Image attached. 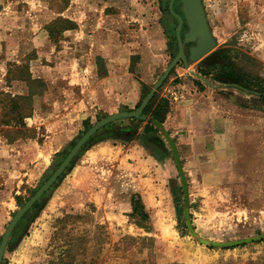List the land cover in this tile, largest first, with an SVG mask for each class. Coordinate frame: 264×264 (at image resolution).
Segmentation results:
<instances>
[{"label": "crops", "instance_id": "obj_1", "mask_svg": "<svg viewBox=\"0 0 264 264\" xmlns=\"http://www.w3.org/2000/svg\"><path fill=\"white\" fill-rule=\"evenodd\" d=\"M46 16L73 25L54 37L38 25L9 46L14 58L29 38L37 57L29 67L31 80L42 81L45 90L33 95V113L25 119L31 134L13 141L0 136V229L22 206L18 196L35 190L99 118L138 108L145 98L143 87H153L179 50L176 33L172 43L173 22L162 0H67ZM203 62H191L189 68L180 62L156 93L171 101L162 125L178 148L191 213L194 201L201 202L199 209L211 210L231 189L234 196L240 194L241 208L264 209V203L259 205L264 201V120L258 115L264 114L259 110L264 102L257 93L221 82V64ZM30 93L26 82L13 91ZM154 121L148 115L123 118L98 130L30 225L70 203L105 210L102 222L115 224L118 219L131 228L134 196H141L151 220L177 202L183 190L180 173ZM22 237L12 242L11 236L5 253L15 251Z\"/></svg>", "mask_w": 264, "mask_h": 264}, {"label": "rangeland", "instance_id": "obj_2", "mask_svg": "<svg viewBox=\"0 0 264 264\" xmlns=\"http://www.w3.org/2000/svg\"><path fill=\"white\" fill-rule=\"evenodd\" d=\"M177 1L181 10L182 1ZM169 2L162 0L165 9L169 8ZM66 3L67 0H0V91L12 94L25 83L16 81L20 72L24 70L23 73H26L27 67L24 66L30 67L32 61H37L29 38L23 40L22 49L11 58L13 54L9 46L12 40H16L20 33L32 32L38 25L45 28L51 26L52 29L60 27L61 21L54 18L49 20L51 17L46 15L49 10L57 12ZM203 3L217 40L214 50L225 52L229 60L238 66L260 70L264 76V0H203ZM171 18L173 23L170 24V35L174 43L178 20ZM244 54L256 59H249ZM195 68L198 71L204 70L199 66ZM1 98L3 102L9 103V98ZM260 102L264 100L260 99ZM4 115L5 111L0 110V119L8 120L10 116ZM258 115H262L264 120V114ZM10 130V127L0 124V136L7 141L10 136L5 135V132ZM49 176L50 173L46 178ZM41 182L40 185L44 180ZM231 190L222 193L221 199L214 206L216 209L201 210V202L198 204L194 201L191 220L199 237L209 241L229 242L264 234V209L241 208L240 194L237 192L234 196ZM22 194L23 203L32 195L28 190ZM61 200L56 198V201ZM262 203L264 201L259 202V205ZM53 209L55 211L45 212V215L29 226L15 251L5 253V264H49L50 260L57 259L59 251L66 249L70 242L79 237L82 238V244L76 254L77 262L82 264H130L133 261L138 264H264V238L232 247H216L206 245L194 237L184 216L183 190L177 202H170L169 206L161 209L157 218L151 220L152 223L145 221L151 230L139 227L135 223L137 219L132 220L134 226L131 225V228L118 219H114L115 224L104 223L105 210H95L90 206L76 207L66 203ZM66 214L74 216L66 219ZM8 223L1 225L0 242ZM125 236L156 239L142 242L143 248L139 251L137 244L141 242L136 245L131 243L125 249L127 243H122Z\"/></svg>", "mask_w": 264, "mask_h": 264}, {"label": "water", "instance_id": "obj_3", "mask_svg": "<svg viewBox=\"0 0 264 264\" xmlns=\"http://www.w3.org/2000/svg\"><path fill=\"white\" fill-rule=\"evenodd\" d=\"M182 1V14L176 12L174 8L175 0H170L169 9L173 16L178 19V26L176 28V36L178 41L179 50L174 58L171 60L167 68L163 71L161 76L158 78L153 87L149 90L140 106L135 110H121L117 113L108 114L101 117L95 124L88 128L87 131L82 133L80 138L77 140L75 145L71 147L67 155L62 159L61 163L56 169H51L49 171L50 176L44 179V183L30 196V198L22 204V206L15 212L11 221L9 222L7 229L0 242V264L6 262L5 252L8 247L10 238L20 220L29 212H33L34 206L36 203L40 202L45 195H48L55 188V185L60 181V178L68 171V168L71 166V163L78 152L83 148V146L88 142V140L101 128L107 124L123 119V118H147V115L144 114V110L150 101L154 98L157 91L169 77L173 69L180 63L183 62L187 68L190 67L191 62H196L201 59L204 60V63L207 64L209 58L212 59L211 65L220 63L221 53L218 50H214L217 45L216 37L213 34L212 29L210 28L206 9L203 3V0H181ZM186 22L188 30L185 33H182L183 25ZM186 43H194L189 48V54L185 50ZM191 73L206 83L214 86L205 78L202 74L194 72L191 70ZM154 123L161 128L163 135L166 140L169 142L175 157V161L180 173V178L183 186L184 194V216L186 219V224L190 233L198 238V240L209 246L216 247H232L243 243L254 242L259 239L264 238V234L255 237H249L244 239H239L229 242H218V241H209L198 236L192 220L190 212V193L187 177L182 166L181 158L178 152L177 145L173 140L172 136L165 130L162 123L155 120Z\"/></svg>", "mask_w": 264, "mask_h": 264}, {"label": "trees", "instance_id": "obj_4", "mask_svg": "<svg viewBox=\"0 0 264 264\" xmlns=\"http://www.w3.org/2000/svg\"><path fill=\"white\" fill-rule=\"evenodd\" d=\"M167 14L170 17H173L175 21H177V18H175L172 13L170 12L169 8L165 9ZM61 21L62 25L56 29H52V27H49V30L51 31V35L54 37L59 30L67 28L72 26L73 24L66 19H57V21ZM223 54V57L227 59L228 62L223 66V71H221V82L236 85L237 87H240L242 89L248 90L250 92L257 93L261 96V98L264 100V76L261 73L260 70H250L246 69L244 67L236 65L234 62L229 60L228 56L225 52L221 51ZM245 57L249 59H256L255 57L244 54ZM26 68V73L24 74V70L20 72V77L16 79V81H23L31 85V93L29 95H19V94H11L7 92L0 91V107L2 111H5V117L10 116L8 120L0 119V124L3 126L10 127L11 130L8 133L5 132V135L10 136L7 137L9 141H13L17 138L27 137L29 134H31L29 127L27 126V123L25 119L32 115L33 113V95L35 94H41L45 90V85L40 80H31V73L30 68L28 66H24ZM174 70V69H173ZM173 72V71H172ZM27 75V76H25ZM33 86V88H32ZM149 89L147 86L143 87V98L148 93ZM1 96H5L7 99L9 98V103L3 102V99ZM6 103V104H5ZM171 107V101L168 98H159L157 94L154 96V98L150 101V103L147 105V107L144 110V114L148 115L149 117L153 118L154 120H158L159 122L163 123L167 117V114L170 111ZM100 119V118H99ZM121 120V119H119ZM116 120V121H119ZM116 121H113L109 124H107L104 127H111L115 124ZM87 124L89 125V122L87 121ZM11 133H14L15 135H11ZM124 136L129 137V134H124ZM74 146V145H73ZM68 151H66L63 154V157L67 155ZM62 159L59 160L54 168H57L59 164L61 163ZM73 166V161L71 163V166L68 168L71 169ZM65 174L61 178H63ZM35 190H33L31 193L33 194ZM29 198V197H28ZM18 202L19 205L23 204L24 198L22 196H18ZM49 199L48 195H45L44 198L35 204L33 212L27 213L18 223L16 226L13 234H12V242H15L19 240L26 232L30 225V223L35 219V217L40 213V211L45 207L47 201ZM67 215V214H66ZM67 218L73 217L74 215H67ZM192 215V214H191ZM130 216L133 218V220H136L135 222L139 227L147 228V230H151V226H146L145 221L147 223L151 222V216L150 212L145 207L141 196H134L133 197V211L130 214ZM63 220L60 219V221ZM151 240L154 241L156 238H147V237H134V236H125L122 240V243L125 244V249H128V245L131 243H134L135 245L138 242H141V244H137L139 246V251L142 250L143 245L142 242H145V240ZM130 242V243H128ZM82 244V238H75L73 242L69 243V246L66 249H62V251H59V254L57 256L56 260H50L49 264H82L78 263V256H77V249ZM127 245V246H126ZM5 264V263H4ZM130 264H138L137 262H131ZM249 264H258L257 262H250Z\"/></svg>", "mask_w": 264, "mask_h": 264}, {"label": "flooded vegetation", "instance_id": "obj_5", "mask_svg": "<svg viewBox=\"0 0 264 264\" xmlns=\"http://www.w3.org/2000/svg\"><path fill=\"white\" fill-rule=\"evenodd\" d=\"M174 7H175L176 12L182 14V12H181V10H180V8H179V6H178V1H177V0H175ZM182 15H183V14H182ZM175 18H176V17H175ZM171 20H172V18H171ZM177 20H178V19H177ZM172 21H173V20H172ZM187 30H188V26H187V24H186V22H185L184 25H183L182 33H185ZM193 44H194V43H186V44H185V50H186V52H187L188 54H189V48H190ZM219 52L221 53L220 50H219ZM211 61H212V59L209 58L208 61H207V64H205L204 62H203V63H204L205 65H209V63H211ZM218 64H221V65H219V68H220L221 71H223V66L226 64V62H225V60H224V58H223V54H222V53H221V57H220V63H218Z\"/></svg>", "mask_w": 264, "mask_h": 264}]
</instances>
